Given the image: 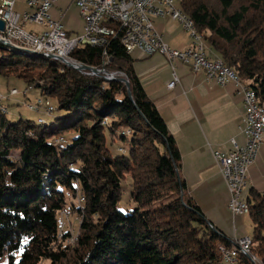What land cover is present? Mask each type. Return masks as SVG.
<instances>
[{
	"label": "trees",
	"instance_id": "16d2710c",
	"mask_svg": "<svg viewBox=\"0 0 264 264\" xmlns=\"http://www.w3.org/2000/svg\"><path fill=\"white\" fill-rule=\"evenodd\" d=\"M176 5L264 104V0ZM70 58L122 73L131 100L116 80L0 43V75L64 112L51 126L41 117L8 122L0 113V264H226L222 249L235 250L234 239L246 236L229 239L189 195L174 138L119 38L104 49L78 46ZM127 176L135 207L122 212L117 204ZM75 198L81 204L74 206ZM243 203L252 226L246 247L256 262L237 250L236 263L264 264V194L248 188ZM60 212L80 218L73 245Z\"/></svg>",
	"mask_w": 264,
	"mask_h": 264
},
{
	"label": "built area",
	"instance_id": "2783aa9c",
	"mask_svg": "<svg viewBox=\"0 0 264 264\" xmlns=\"http://www.w3.org/2000/svg\"><path fill=\"white\" fill-rule=\"evenodd\" d=\"M16 1L0 0V20L4 23L0 41L28 46L35 51H48L66 62L81 64L70 58L73 49L78 46L104 49L110 40L119 38L127 55L136 50L144 56L159 54L172 68L175 62L187 64L195 73H203L207 82L220 87L232 85L242 100L244 114L239 130L245 141L243 145H238L231 139L229 152L213 151L212 157L229 195L227 209L233 218L241 215V202L247 187V172L254 164L264 142V115L258 106L249 101L247 86L235 82L234 75L220 59L207 56L206 42L199 36L197 27H190L183 17L178 15L173 0H71L78 8L83 21L82 33L75 38H70L63 26L50 15L51 9L59 0H24L25 10L22 13H17L14 9ZM164 18H170L182 27L190 42L188 48L176 50L164 43L153 24L154 19ZM30 24H35L42 31L26 30L24 27ZM103 54L105 55V51ZM109 60L106 59L105 62ZM118 75L108 73L107 77ZM177 81L174 76L167 88L172 89ZM30 90L28 87L22 94H27ZM18 94L16 89H12L8 96L14 97ZM6 101L7 96L0 94V111H6L7 114ZM26 107L29 112L44 116H50L56 111V108L43 98L35 99L34 103L26 104ZM54 142L60 144L63 141L57 138ZM233 243H236V250H245L243 238L234 239ZM226 251L227 262L237 264L232 258V251Z\"/></svg>",
	"mask_w": 264,
	"mask_h": 264
},
{
	"label": "crops",
	"instance_id": "0c3cea01",
	"mask_svg": "<svg viewBox=\"0 0 264 264\" xmlns=\"http://www.w3.org/2000/svg\"><path fill=\"white\" fill-rule=\"evenodd\" d=\"M70 3L71 0H63L62 5L67 8ZM57 4L51 11L55 10L59 15H63L65 8L57 7ZM17 5L20 10L16 9ZM14 9L17 13H22L25 10L24 0H17ZM153 24L164 43L172 49L185 50L189 47L188 36L177 22L164 18L154 19ZM82 28L83 21L81 31ZM206 54L209 58H217L207 43ZM130 57L133 59L134 72L145 93L174 138L181 156L180 173L189 195L211 225L229 239L245 236V233L238 231L239 225L236 226L234 219L232 228H229L228 223L220 217V213H229V195L212 157L213 151L229 152L231 139L238 145L244 144V136L239 130L244 114L240 95L236 94L232 85L220 87L207 82L204 74L195 73L190 65L175 62L172 68L162 55L144 56L136 50ZM174 76L178 81L172 89H168L167 84ZM38 97L36 95L34 99ZM28 100L30 102L29 98L26 102ZM15 103L19 104L21 101L17 100ZM251 187L264 194V142L254 164L248 169L244 193ZM243 216L235 218H239L240 223Z\"/></svg>",
	"mask_w": 264,
	"mask_h": 264
},
{
	"label": "rangeland",
	"instance_id": "374dc122",
	"mask_svg": "<svg viewBox=\"0 0 264 264\" xmlns=\"http://www.w3.org/2000/svg\"><path fill=\"white\" fill-rule=\"evenodd\" d=\"M62 2L63 0H60L57 4V7L65 8L66 10L65 13L63 15L61 14L59 15L55 10H53L50 12L52 19L55 21H58L63 26V28L67 32H69L70 38H75L77 36H80L82 33L81 31L82 18H81L78 8L73 3H70L71 5L66 8V5H62ZM16 7H17L16 8L17 10L21 9L18 5ZM25 28L32 29L36 32L41 31V29L37 26H32V27L26 26ZM117 74H119L118 76L120 77L122 73L119 72ZM122 77H124V75H122ZM12 88L16 89L19 92V94L14 97H9L8 95H9L10 90H12ZM23 91H24V84L22 81L12 78V77L5 78L4 76L0 75V94L7 96V101L5 102V105L7 106L8 113L5 115V117L8 122H16L19 118L32 120L36 122L38 117H41L42 119H44L45 125L51 126L55 124L56 118H60L64 115V112H58V111L54 112L52 116H44L43 114L38 115L36 113L29 112L27 110L26 104L34 103V100L36 99V98L34 99V96L38 95L37 94L38 92L35 89H31L27 94H22ZM27 98L30 99V102L29 100L26 102ZM42 98L44 99V97ZM17 100H20L21 103L16 104L15 102ZM47 101L53 107H55V102L53 100L47 99ZM112 149L113 151H115L116 147H113ZM130 184H131V179L129 176H127L125 181L122 183V189H123L122 198L117 204V208L119 211L126 212L129 210H132L135 207V205L130 201V195H129L130 194ZM246 194H247V191L244 193V197L246 196ZM80 201L82 202V199L75 198L74 200L73 199L71 200L74 206L81 204ZM60 213H59V219L61 220L60 227L62 226V229L70 232L71 236L69 237L67 242L68 244L73 245L75 242L74 238L75 236H77V225L80 223V218L76 214L68 213L69 215H67L66 213L62 212L61 214H63V217H64L62 219ZM242 215L244 216L241 218L240 223H239L238 222L239 218H235V217L233 218L230 213H220V217L222 216L224 219V222L228 223L229 228H232L231 224H232L233 219H234V223L236 224V226L239 225L238 231L240 230L246 234L245 235L246 237L243 238V245H246L247 244L246 242L249 239L248 236H250L251 234L252 226H251L248 216L246 214H242ZM62 221H65V223H62ZM249 243H250V240H249ZM248 246L249 244L247 245V247H245V250H241V251H243V253L248 252L249 250ZM222 248L224 247L220 246L219 251ZM224 253H226V251L222 249V254L224 255ZM246 255H249V253H247ZM250 260L252 262H256L254 261L253 258H251Z\"/></svg>",
	"mask_w": 264,
	"mask_h": 264
},
{
	"label": "bare ground",
	"instance_id": "6f19581e",
	"mask_svg": "<svg viewBox=\"0 0 264 264\" xmlns=\"http://www.w3.org/2000/svg\"><path fill=\"white\" fill-rule=\"evenodd\" d=\"M174 4H175V9L176 11L178 12V15L179 16H182L183 19L186 21V23L190 26V27H195L193 22L191 21V19L185 15L176 5V0H173ZM199 36L202 38L203 40V37L202 35L199 34ZM1 44L5 45V46H10V47H15L16 49H19L21 52H24V53H27L29 55H40V56H43V57H46L50 60H55L56 61V58H59V57H56L55 55H51L50 52L48 51H35V50H32L30 47L28 46H18V45H12L11 43L9 42H6V41H0ZM32 57V56H31ZM66 62V61H65ZM230 72L234 75L235 77V82L239 83L240 85H244L239 79L238 77L236 76V74L230 70ZM123 74L120 75V77H122ZM248 88V87H247ZM248 99L249 101L253 104V105H256L260 108V110H262V114L264 115V104H260L256 98V96L254 95V93L248 88ZM1 114L3 115H6V111H0ZM42 121V120H41ZM39 121V122H41ZM247 211V206L241 202V214L242 213H245ZM246 247V245H245ZM241 251V250H239ZM241 253L243 255H246L248 252H244L241 251ZM236 257H237V250H232V258L235 260L236 262ZM223 260L226 264H230L227 262V259H228V253H224L223 255Z\"/></svg>",
	"mask_w": 264,
	"mask_h": 264
},
{
	"label": "water",
	"instance_id": "95a60500",
	"mask_svg": "<svg viewBox=\"0 0 264 264\" xmlns=\"http://www.w3.org/2000/svg\"><path fill=\"white\" fill-rule=\"evenodd\" d=\"M3 30H4V23L0 20V32ZM56 61L64 64L65 66H67L69 68H73V69L77 70L78 72L86 73V74L93 75V76H101L105 81L116 80V81L124 84V86L126 87V90H127L128 97L131 100V94H130V90H129V82H128L127 78L119 77V76H116L113 78H108L107 77L108 73L102 69L90 68L84 64H79V63L72 64L69 62H65L61 58H56ZM246 256H247V258L251 259V257L249 255H246Z\"/></svg>",
	"mask_w": 264,
	"mask_h": 264
}]
</instances>
